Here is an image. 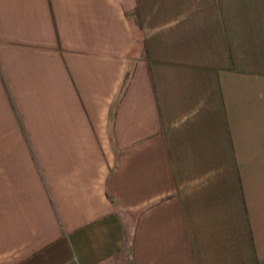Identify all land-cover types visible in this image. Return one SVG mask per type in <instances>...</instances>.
Wrapping results in <instances>:
<instances>
[{
	"label": "crops",
	"instance_id": "0c3cea01",
	"mask_svg": "<svg viewBox=\"0 0 264 264\" xmlns=\"http://www.w3.org/2000/svg\"><path fill=\"white\" fill-rule=\"evenodd\" d=\"M0 264H264V0H0Z\"/></svg>",
	"mask_w": 264,
	"mask_h": 264
},
{
	"label": "trees",
	"instance_id": "16d2710c",
	"mask_svg": "<svg viewBox=\"0 0 264 264\" xmlns=\"http://www.w3.org/2000/svg\"><path fill=\"white\" fill-rule=\"evenodd\" d=\"M128 15V14H127ZM131 18V16H129ZM132 26H133V30L135 33V37L138 36L139 32H140V25L139 22H133L132 21Z\"/></svg>",
	"mask_w": 264,
	"mask_h": 264
}]
</instances>
